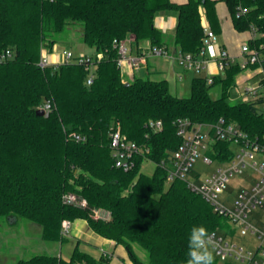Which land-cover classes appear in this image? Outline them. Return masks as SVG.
<instances>
[{
  "label": "trees",
  "instance_id": "obj_1",
  "mask_svg": "<svg viewBox=\"0 0 264 264\" xmlns=\"http://www.w3.org/2000/svg\"><path fill=\"white\" fill-rule=\"evenodd\" d=\"M218 1L0 0V55L12 51L0 61V225L24 219L41 227L43 240L64 243V223L83 218L98 234L124 245L134 264H184L194 225L202 224L209 232L224 225L225 219L185 181L167 185V167L161 162L181 144L178 119L215 123L223 117L250 136L264 134L258 103L228 100L241 64L227 62L212 76V84L207 77H193L190 95L180 96L167 79L125 80L114 47L115 39L129 36L137 44L149 41L164 47L165 34L155 18L173 11L178 19L173 42L181 52L198 55L205 37L202 9L208 27L221 31ZM222 1L235 29L255 30L252 46L264 43V0ZM238 7L246 8V14L238 16ZM70 25L82 28L83 41L94 53H104L90 85L82 65H39L44 49L51 51ZM261 62L264 68V54ZM215 86L221 92L216 98L210 93ZM45 100L52 102V109L38 115ZM159 120L162 129L152 130L150 121ZM118 127L129 140L149 148L129 171L114 164L110 132ZM75 133L84 140H76ZM146 160L156 164L152 174L142 170ZM66 193L85 198L88 207L66 203ZM96 209L111 218H95ZM134 245L146 252V261ZM109 262V256L95 259L76 247L69 259L41 253L17 264ZM215 264H222L216 256Z\"/></svg>",
  "mask_w": 264,
  "mask_h": 264
},
{
  "label": "built area",
  "instance_id": "obj_2",
  "mask_svg": "<svg viewBox=\"0 0 264 264\" xmlns=\"http://www.w3.org/2000/svg\"><path fill=\"white\" fill-rule=\"evenodd\" d=\"M247 9L237 8V15L246 14ZM254 33L253 40L257 38ZM203 46L198 55L188 52H177L175 59L186 71L200 73L206 66L205 53L208 47L217 42L216 33L205 27ZM114 47L118 50L117 65L125 80H133L142 67H146L148 56H171L165 47L150 46L147 50H141L133 54L136 48L134 37L114 40ZM241 54L245 61L241 63L242 69L250 66H259L261 78L257 82L247 83L243 87V100L258 103L264 113V68L261 57L264 54V43L252 46L246 43L241 47ZM12 56V51L6 49L0 55V61ZM103 52L93 54L74 53L72 50H64L62 56L51 61L43 52L39 65L42 68L56 66L61 63H76L82 65L87 72L86 83L94 82L98 62L103 58ZM218 66L224 70L227 62L234 61L223 48L218 54ZM207 83H213V77H207ZM38 109L45 113L52 109V102L45 100L39 104ZM177 131L182 141L179 147L172 152L169 160H163L162 166L167 167V180L180 179L186 182L188 188L201 195L207 201L212 210L225 219V223L219 229L211 231L214 240L213 253L219 262L230 264H264V134L262 136H250L236 122H229L221 117L215 123H192L189 119L177 120ZM152 130L158 131L163 127L162 120L150 121ZM76 140H84L80 134H72ZM112 155L116 167L124 171L131 170L135 165V158L149 152V148L137 142L129 140L122 134L120 128H113L110 132ZM219 143H227L229 147H220ZM208 150L204 157L205 165L217 162V167L211 174L204 175L195 169L200 151ZM213 155H217L216 157ZM246 174V177L243 175ZM242 178L232 187L235 178ZM64 201L88 207L85 198L74 193H66ZM257 209H261L263 215H251ZM95 218L110 219L109 212L96 209ZM229 223H233L230 228ZM67 225L64 223V231ZM250 235L252 240L244 243L238 238Z\"/></svg>",
  "mask_w": 264,
  "mask_h": 264
},
{
  "label": "crops",
  "instance_id": "obj_3",
  "mask_svg": "<svg viewBox=\"0 0 264 264\" xmlns=\"http://www.w3.org/2000/svg\"><path fill=\"white\" fill-rule=\"evenodd\" d=\"M176 3H183L186 0H172ZM218 17L221 22V31L216 33L217 42L213 46L207 48L205 53V58L207 60L206 66L202 71H205V76H215L221 73L218 66V54L219 51L223 48L227 51L229 56L234 59V62H239L240 64L245 61V56L241 54V47L249 43L253 37L254 33L252 30L238 31L235 29L230 11L226 3L222 0H219L216 5ZM177 15L173 11H167L160 13L155 18V25L161 31L164 32L167 44L164 46L171 56L164 55H150L148 56V62L146 67H142L140 72L145 71L147 77H150L152 73L160 74L166 76L163 79H167L176 90V92L182 91V84L185 80L186 74L190 71L183 69L175 59V55L179 52V48L173 42L174 33L177 26ZM202 23L208 27V21L205 11L202 9ZM169 35V37L167 36ZM172 36V43L169 42V39ZM149 41H142L139 44L136 43V48L133 50V54H138L141 50H147L150 47ZM52 51V50H51ZM51 61L59 59L58 54H50L49 56ZM151 58L152 62H151ZM180 68H179V67ZM259 66H250L247 69H241L235 75V78L238 80L235 81V84L242 88L251 82H257L261 75L259 74ZM201 71V72H202ZM192 72V71H191ZM200 72V73H201ZM193 77L197 76L196 72H192ZM183 94V93H181ZM182 96V95H181ZM240 102V101H239ZM67 225L64 235L66 240L64 243H60L59 251L56 250L54 246H43L39 251L46 254L58 255L64 259H69L72 251L78 247L80 251L86 252L93 256L95 259H99L102 256H109V264H134L132 258L126 247L122 244H118L115 240L104 237L97 232H95L88 221L83 218H77L73 221H66ZM41 232V231H40ZM134 249L137 255L143 260L146 261L147 258L143 250L134 245ZM38 254V253H37Z\"/></svg>",
  "mask_w": 264,
  "mask_h": 264
},
{
  "label": "rangeland",
  "instance_id": "obj_4",
  "mask_svg": "<svg viewBox=\"0 0 264 264\" xmlns=\"http://www.w3.org/2000/svg\"><path fill=\"white\" fill-rule=\"evenodd\" d=\"M169 37V35H167ZM169 39V42L172 43V36ZM72 50L74 53H85V54H93L95 52L94 48L88 46L83 41V31L82 28L78 25H70L67 29V31L60 37L58 42L54 45L52 51H49V49L45 48L44 53L49 58L50 54H58L59 57L62 56V53L64 50ZM151 58V62H152ZM179 67V66H178ZM180 68V67H179ZM192 75L193 73L190 71L186 74L185 80L182 84V91L183 92H176L173 87H171V90L174 94L182 95V96H188L190 95V88L192 83ZM139 77H147V74L145 71L140 72L138 74ZM197 76H205V71H202L201 73L197 74ZM166 76H162L160 74L152 73L150 75L151 79H163ZM238 79L235 78V81ZM243 88H239L236 84L233 86L231 90V95L228 98L229 102L234 104L238 103L239 101L243 100ZM183 93V94H181ZM211 95L216 98L220 96V89L218 86H215L210 91ZM208 154V150L202 149L200 151V157L195 165V169L200 171L203 176L207 174H211L215 168L217 167V162H213L212 165H205L203 160L205 155ZM156 164L150 160H146L143 164L142 170L145 173L152 174L155 169ZM243 177H246V174L243 175ZM242 178H235L232 183V187L235 188V184L237 181H239ZM169 181L167 182V185H169ZM263 215V212L261 209H257L254 211L251 215V218H254V216H261ZM14 219V218H13ZM228 226L231 228L233 226V223H229ZM41 227L33 222L19 219L15 224L8 225L7 223H3L0 225V264H17L19 260L21 259H28L32 257L35 254H41L43 251L41 248L43 246H54L57 251H59L60 243L59 242H53V241H46L43 240L41 237ZM238 240L242 243L252 240V237L250 235L247 236H241V238H238ZM143 250V249H142ZM146 258L147 254L143 250Z\"/></svg>",
  "mask_w": 264,
  "mask_h": 264
},
{
  "label": "clouds",
  "instance_id": "obj_5",
  "mask_svg": "<svg viewBox=\"0 0 264 264\" xmlns=\"http://www.w3.org/2000/svg\"><path fill=\"white\" fill-rule=\"evenodd\" d=\"M212 233L204 225H194L189 230L188 252L184 264H215Z\"/></svg>",
  "mask_w": 264,
  "mask_h": 264
},
{
  "label": "water",
  "instance_id": "obj_6",
  "mask_svg": "<svg viewBox=\"0 0 264 264\" xmlns=\"http://www.w3.org/2000/svg\"><path fill=\"white\" fill-rule=\"evenodd\" d=\"M36 113H37L38 115H44V114H45V111H44L43 109H37V110H36Z\"/></svg>",
  "mask_w": 264,
  "mask_h": 264
}]
</instances>
